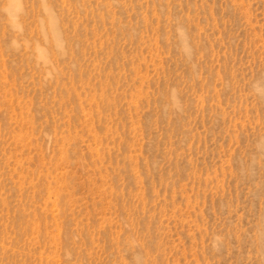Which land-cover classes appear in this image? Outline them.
Returning <instances> with one entry per match:
<instances>
[{
  "label": "rangeland",
  "instance_id": "obj_1",
  "mask_svg": "<svg viewBox=\"0 0 264 264\" xmlns=\"http://www.w3.org/2000/svg\"><path fill=\"white\" fill-rule=\"evenodd\" d=\"M0 264H264V0H0Z\"/></svg>",
  "mask_w": 264,
  "mask_h": 264
}]
</instances>
